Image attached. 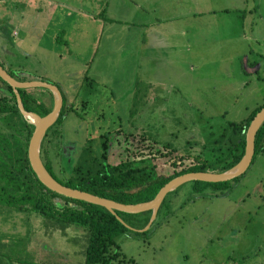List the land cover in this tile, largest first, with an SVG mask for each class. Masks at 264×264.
<instances>
[{"label": "rangeland", "instance_id": "1", "mask_svg": "<svg viewBox=\"0 0 264 264\" xmlns=\"http://www.w3.org/2000/svg\"><path fill=\"white\" fill-rule=\"evenodd\" d=\"M0 32L13 76L53 83L72 104L55 124L60 151L47 149L53 165L109 130L108 161L124 158L114 129L211 157L230 123L264 102V0H0ZM1 94L3 141L12 129ZM169 159L157 157L158 169ZM3 195L0 264H82V226L62 229L61 217ZM147 227L114 237L130 264H264V134L242 173L181 182Z\"/></svg>", "mask_w": 264, "mask_h": 264}, {"label": "trees", "instance_id": "2", "mask_svg": "<svg viewBox=\"0 0 264 264\" xmlns=\"http://www.w3.org/2000/svg\"><path fill=\"white\" fill-rule=\"evenodd\" d=\"M0 64L13 76V73L4 66V62L0 61ZM6 65L9 66L8 63ZM13 77L18 80L27 79ZM0 83L1 98L6 101L1 109L5 112L9 111L11 114L9 119L5 114L3 122L15 131L11 130L3 141L0 140V190L5 195H3L4 200H17L21 206H30L38 213L43 214L42 210H45L52 218L61 217L62 219H53V221H56L62 229L65 225L69 227L70 224L82 226L86 235V242L83 244L82 264L132 263V259L121 255L114 237L127 230L144 234L148 227L141 230L132 227L144 226L149 218L150 209L139 212H124L116 209L110 211L102 205L67 197L45 187L36 178L26 157V144L33 125L18 111L10 85L1 78ZM30 87L17 88L23 107L39 115L45 114L51 108L52 98L48 103H45L40 95L31 94ZM44 89L51 95L47 88ZM65 102L61 94L59 113L55 120L46 127L41 137L39 156L42 164L51 176L62 184L123 203L150 199L165 181L179 173L196 170L221 171L231 166L243 152L244 131L249 120L255 111L264 105V102L256 105L247 112L243 119L230 123L231 131L227 136L226 147L211 157H202L197 154L188 156L187 153L178 152L169 145L159 143L143 133H120L119 129H114L113 136L116 138L120 135L116 139L119 140V143H123L124 158L116 162L108 161L109 130L99 132L97 142H85L81 145L77 157L70 164L57 159L53 165L48 150L55 147L56 151H60L59 137L61 136L60 130L56 128L55 124H58L62 117L72 109L71 102L69 104ZM263 134L264 119L254 133L252 156L260 147ZM160 156L170 158L169 169L166 172L158 169L156 159ZM226 180L193 179L196 183L213 185L224 183ZM165 195L166 193L155 214L163 205Z\"/></svg>", "mask_w": 264, "mask_h": 264}, {"label": "water", "instance_id": "3", "mask_svg": "<svg viewBox=\"0 0 264 264\" xmlns=\"http://www.w3.org/2000/svg\"><path fill=\"white\" fill-rule=\"evenodd\" d=\"M0 78L10 85L15 97L16 107L20 114L33 125L26 144V157L28 164L35 174L36 178L45 187L56 193L67 197L82 199L87 202L99 204L109 209L110 211L116 209L124 212H139L145 209H150L149 218L143 226V229L146 228L150 223L164 194L167 191L173 189L181 182L192 179L203 181H221L232 178L242 173L249 164L253 153L254 133L261 121L264 119L263 105L257 111H255L245 128L243 152L241 156L228 168L221 171L196 170L182 172L170 177L167 181H165L150 199L133 203H123L107 197L90 193L85 190L62 184L54 177H52L42 164L39 156L40 140L46 127H48L57 117L61 106V94L56 85L38 79L18 80L11 76L1 64ZM30 86H42L47 88L51 92V108L43 115H39L31 110H26L22 105L21 99L17 92V88Z\"/></svg>", "mask_w": 264, "mask_h": 264}, {"label": "crops", "instance_id": "4", "mask_svg": "<svg viewBox=\"0 0 264 264\" xmlns=\"http://www.w3.org/2000/svg\"><path fill=\"white\" fill-rule=\"evenodd\" d=\"M224 9V8H223ZM224 10H226V9H224ZM212 11V10H211ZM1 33V32H0ZM8 36H10L11 38H13V41H15L14 40V37L12 36V34H16V31L15 30H10L8 33ZM4 48H5V45L2 43V41L0 40V56L1 57H3L4 55V52L3 51H5L4 50ZM3 59V58H2ZM4 61H5V63H8L9 64V67H14L13 65H12V63L11 62H8V61H6L5 59H3ZM68 226V225H67ZM62 249V252H63V248H61Z\"/></svg>", "mask_w": 264, "mask_h": 264}]
</instances>
